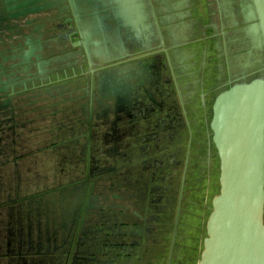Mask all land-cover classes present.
Wrapping results in <instances>:
<instances>
[{
  "label": "crops",
  "instance_id": "obj_1",
  "mask_svg": "<svg viewBox=\"0 0 264 264\" xmlns=\"http://www.w3.org/2000/svg\"><path fill=\"white\" fill-rule=\"evenodd\" d=\"M199 2L208 0H125V10L130 9L125 14L130 15L138 30L130 29V33L146 38L138 40L142 49L163 50L175 62L176 73L168 78L167 85L159 87L160 81L155 80L152 91L157 100L164 101L170 92L182 98L186 117L180 126L193 132L190 155L183 141L177 148L158 154L151 170L145 166L138 171L120 169L119 164L127 156L117 154L116 172L108 170L111 166L106 172L102 170L98 186L78 188L82 197H72L75 189L57 193L55 200L65 203L67 217L38 219L32 224L45 228L54 237L55 254L49 256L53 257V264L200 263L213 201L221 190V161L211 130L214 105L219 95L232 86L257 78L264 80V58H256L257 49L264 51V3L261 2V11L257 7L251 11L250 18L258 22L247 19L240 30L243 49L237 51L234 33L222 32L219 26L207 28L210 18L206 19L204 10L202 15L194 10L191 13L190 8ZM105 8L107 0L86 1L85 9L99 21V30L89 32V38L103 34L107 24L103 22ZM105 17L110 15L106 13ZM107 21L113 28V21ZM122 29L125 26L117 28L120 32ZM190 32L193 35L186 36ZM94 43L100 45V41L92 39L90 44ZM121 45L114 48L124 49L125 43L121 41ZM184 50L188 52L183 53ZM132 93L134 98H140L135 89ZM159 126L160 123L140 124L142 129ZM146 158L151 164L150 154ZM95 197L99 198L98 205L91 209L90 201ZM76 203H80L83 218L79 214L75 217L71 209ZM21 235L24 241L34 243V252L39 243L47 242L43 229L38 234ZM10 241H16V246L9 247L13 253L28 250V244L20 243L19 234ZM32 258L35 256L27 254L15 257L13 263L7 259L0 264H35Z\"/></svg>",
  "mask_w": 264,
  "mask_h": 264
},
{
  "label": "flooded vegetation",
  "instance_id": "obj_2",
  "mask_svg": "<svg viewBox=\"0 0 264 264\" xmlns=\"http://www.w3.org/2000/svg\"><path fill=\"white\" fill-rule=\"evenodd\" d=\"M53 1L0 0L1 6L3 4V10L4 8L7 9L3 15L0 13V20H8L7 17L16 13L25 15L35 10H44L47 5L54 6ZM57 1L55 0V4ZM86 1L81 0L83 4L81 5L80 11L82 13L79 14V19H81L84 29L88 32L95 29L99 30L96 27L99 21L96 22L95 14L85 9ZM26 2L29 4L28 6ZM255 7V2L252 0H208V2H199L196 6H192L190 11L192 13L194 10L202 15L204 10L206 19L209 20L210 18L209 24L211 23V26L209 24L206 26L210 30L219 26V30L222 32L234 33L238 44L237 51H239L243 49L239 38L241 36L240 30L247 24V19H250L251 22H258L250 18L251 11L254 12ZM10 10L13 11L10 13ZM73 13L74 11L71 10V15ZM66 20L68 21L66 22ZM66 20L65 23L71 24L69 31L63 34L64 37L61 34L60 36L63 40L71 39L72 41L74 35L70 28L73 25L69 18ZM105 23H108L105 25H108L110 33L103 28V34H98L99 37L95 38V40L100 41L99 46L96 43L90 44L91 41L88 44L83 43V46H81L89 65L90 90H85L88 94L86 93L83 96L85 99L83 108L87 113L84 116L83 130L79 136L83 138V144H78L82 147L80 148V155L77 157L69 154L71 152L69 147L75 145V140L72 136L70 137V131L67 130L66 125H63L66 130L61 135L63 137L62 141L55 142V139H49L50 137L41 138L40 135V130L44 129L45 122L47 123L45 128L53 127L55 116L59 113V107L62 106L60 102L56 101L59 97L56 91H58L57 85L61 83H58L60 80L57 79L55 85H53L55 91L50 84L45 85L46 87L41 90L38 88L29 90L27 89L28 84L25 77L23 79L22 75L19 74L22 70L27 75L34 71V69L29 68L28 61H31L32 57L35 56L38 57V60H35L37 72L43 76L47 74L52 60L43 58L42 55L39 57L34 48L36 45L42 47L41 37L34 42H31L28 37L26 38L30 48L27 51L24 49L23 55L20 54L23 67L17 69L19 66L12 63L13 69L11 70L14 73H10L8 77H6L4 71H0L2 72L0 76L3 75V77H0V95L2 94V97H0V129L5 132V134L2 133L3 137L16 136L7 139L0 138V263L8 262L7 259H12L13 263L15 257L20 258L23 255L27 257V254H29L35 256V258H32V262L35 264H53V257L49 256L55 254L54 237L49 236L45 228L33 227L34 220L46 219L50 221L55 217L66 218L68 211L64 208L65 203L59 204L55 200V197H58L57 193L65 189H75V194L72 197H82L78 192L79 187H85L86 185L98 186V181L103 176L101 173L106 172L109 166L111 168H108V170L113 174L116 172L117 154L127 156L119 164L120 169L127 167L138 171L144 170L145 166L147 168L150 166L151 170L153 159L158 154L177 148V145L183 141L187 143L190 155L193 132L189 129H181L180 126L185 122L186 117L183 113L184 102L182 98L179 94L172 96L170 92L169 97L164 101L157 100L152 91L154 89L153 81L155 80L160 81L159 87H163L164 83L167 85L168 78L176 73L175 62L173 64V59L165 55H168V52L163 50H151L146 53L148 50L142 49L143 44L138 41L140 39L136 32L130 33L122 29L121 32L119 30L118 35L114 23L115 28L109 26L108 21ZM56 26L58 28L59 23ZM65 26L67 27L66 24ZM13 29L16 30L15 27ZM187 35L192 36L193 32L187 33ZM123 38L127 39L123 40ZM197 39L193 41H197ZM74 41V47L82 43ZM121 41L125 43V48L116 50L114 47L122 46ZM89 50L91 52L90 56L87 53ZM133 50L137 52L136 56L129 58L127 52ZM98 51L99 53H95ZM28 52L32 53L27 55ZM104 52L109 53V59L102 57ZM113 53L114 55H112ZM116 54L121 59L118 62H112V58ZM67 55L75 57L74 50ZM141 57L154 59L153 70L156 72L158 70L159 77L157 75L154 80L144 79L141 73H150L152 70L150 65H148L147 70L142 69L141 73L138 70V78L135 77L137 73L133 69L134 64H139V58ZM256 58L257 61L262 60L264 51L257 49ZM64 60V56L55 58V66L65 63ZM60 61L62 63H59ZM93 62L97 63L95 66L97 69L95 70H91L90 67L93 66ZM148 62L151 63L152 61ZM148 62L146 63L149 64ZM69 64L70 62L66 63V65ZM99 66L102 68L98 69ZM166 67L167 69H165ZM261 74H264V69ZM30 76L34 77L28 78L32 81L35 80V77H40L36 74ZM40 80L42 81L40 85H44L42 77ZM138 82L142 83V86L136 87L135 84L137 85ZM145 86L148 88H145ZM33 87L36 86L33 85ZM132 89L138 92L140 98L133 97ZM174 91L177 93L176 88ZM44 94L47 95V98H44ZM154 110L157 112L154 113ZM179 111L182 112L179 113ZM60 113L64 124L68 123L70 117L66 114V110H62ZM145 115L153 116V118H150V122H145V124L160 123L161 126L156 129H142L140 124H143ZM61 129V126L56 127V133ZM19 142L28 146V148H24L25 152L18 150ZM213 143L216 147L214 134ZM59 149H64V153L56 154L59 151L55 150ZM45 152L51 153V155H46L50 157L48 161H43ZM147 154H150L151 164H147V158L144 159ZM79 158L81 159L78 160ZM127 159L128 161H126ZM45 162L51 165V171L43 169L48 167L43 165ZM102 170L104 171L102 172ZM98 200L99 198L95 197L90 201L91 209L98 205ZM79 204L76 203L71 209L75 217L79 214V217L83 218L84 212L82 216ZM40 229L44 230L47 242L39 243L34 252V243H31L30 240L29 242L24 241L21 234H38ZM52 230L54 231L55 227H52ZM15 234L20 235L22 245L28 244L29 247L25 253H13L9 248L16 246V241H10Z\"/></svg>",
  "mask_w": 264,
  "mask_h": 264
},
{
  "label": "water",
  "instance_id": "obj_3",
  "mask_svg": "<svg viewBox=\"0 0 264 264\" xmlns=\"http://www.w3.org/2000/svg\"><path fill=\"white\" fill-rule=\"evenodd\" d=\"M256 1L261 11L264 0ZM211 127L221 161V190L213 201L199 264H264V80L221 93Z\"/></svg>",
  "mask_w": 264,
  "mask_h": 264
},
{
  "label": "rangeland",
  "instance_id": "obj_4",
  "mask_svg": "<svg viewBox=\"0 0 264 264\" xmlns=\"http://www.w3.org/2000/svg\"><path fill=\"white\" fill-rule=\"evenodd\" d=\"M28 1L30 0H27V2ZM53 2H54V6L47 5L45 6L44 10L42 9L40 11L35 10L32 11L33 13L28 12L25 15L16 13L14 15L7 17L8 20L5 21L0 20V71H4L6 77H8L10 73H14L11 70L13 69L12 63H16L19 66L17 69L23 67L21 64L23 62H21L22 58H20V54L23 55L24 52L29 50L30 48L28 46L29 44L26 42V38L28 37L31 40V42H34L35 40L41 37L42 47H38L36 45L34 48L36 49L35 53L39 55V57L40 55H42L43 58L52 60L53 63L51 62L50 66L48 67L47 74L43 76L42 74L37 72L38 69L35 68V62H36L35 60H38L37 56L32 57V60L28 61V63L30 65L29 68L34 69V71L30 73V75L36 74L40 77H35V80L32 81L31 79L28 78H34V77L27 75V73L23 72V70L20 71L19 74L22 75L23 79L25 77V80L27 81L28 84L27 89L29 90L37 89V88L41 90L46 87L45 85L50 84L51 86H53L55 85V81L57 79L60 80L58 83L60 82L61 83L60 85H57L58 91H56L59 94V97L58 99H56V101L60 102L62 106H60L58 109L59 113L55 116L53 127L45 128L47 126V123L45 122L44 129L40 130V135L41 138L50 137L49 139L51 138L55 139V142L62 141L63 137L61 135L66 130L65 127H63V125H66L68 128L67 130L70 131V137L72 136L75 140L74 142L75 145H71L69 147L71 151L69 154L73 155L74 157H77L80 155V148L82 147V146H78V144L81 145L83 144V138L79 136L82 133L83 125H84V116L87 113L83 108L85 101L83 96L86 93L88 94V92L85 90L88 91L90 90L89 65L87 63V57L85 56V53H83L84 51H82L83 48L81 46H83L82 45L83 43L88 44L90 41H92V39L95 40V38H98L99 35H94L92 36V38H89V32L84 29V25L81 19H79V14L82 13V11H80L81 5L83 4L81 0H58L56 4H55V0ZM26 5L28 6L29 4L27 3ZM105 5L106 4H103V7ZM2 6L0 4L1 15H3L5 10H7L6 8H4L3 10ZM126 7L127 5L125 3V0H113V1L107 0L108 9L105 8L102 12L104 14L103 22L105 23L106 20H110L113 21L115 26H117L116 28L118 29L120 25H123V27L125 26L126 31L130 32L132 29H134L133 31L138 32V30H136V28L133 26V20L131 19L130 15L125 14L126 12L128 14L130 13V9L125 10ZM61 8H62V13H61ZM71 10L74 11L72 15H71ZM11 11L13 10H10V13ZM106 13H108L111 18L109 17L108 19H106L105 17ZM67 18H69V21H71L73 25V27L70 29L73 31L74 36L71 37L73 38V40H75L74 42H78V41L80 43L82 42L80 45L77 44L75 47L73 46V40L72 41L71 39L63 40V38L60 36V34L63 36L65 32L69 31V27L71 24L65 23V20ZM67 21L68 20H66V22ZM57 23H59L58 28L56 26ZM65 24L67 25V27L65 26ZM14 27L16 28V30L13 29ZM104 29L106 32L110 33V30L108 29V25H106ZM116 33L119 35V30H116ZM132 38L134 37L132 36ZM148 38L149 36L147 37V40ZM125 39L127 38H123V40ZM139 39H146V38L144 36H140ZM24 49L26 50L24 51ZM73 50L75 52V57H71L70 55H67L70 51ZM188 50H184L182 52L187 53ZM149 51L151 50H148L146 53H149ZM87 53L88 56L91 55L90 50ZM95 53H99V51ZM127 53H129L128 57L132 58L136 56L135 54L137 52L128 51ZM112 55H114V53ZM60 56H64L65 63H62V61H60L59 63L62 64H60L59 66H55V58H59ZM102 57H104V59H109V53L104 52ZM119 57L120 56L116 54L112 58L113 59L112 62L115 61L118 62L121 59ZM139 60L140 63L139 64L135 63L133 68L136 73L138 72V70H140L139 71L140 73L142 69L147 70L148 65H150L152 67L150 73L147 72L141 73L143 74L144 79L154 80L157 75L159 77L160 74L158 73V70L157 72L153 70L154 68L153 58L145 59V57H141L139 58ZM148 61H152V62L150 63ZM68 62H70V64L66 65V63ZM112 62H108V63H112ZM146 62H148L149 64H147ZM96 64H97L96 62H93V66H90L91 70L97 69L95 67ZM155 64L157 63L155 62ZM173 64H174V60H173ZM100 68L102 67L99 66L98 69ZM165 69H167V67ZM1 73L2 72H0V75ZM0 77H3V75ZM41 77L44 80V85H40V82H42L40 80ZM135 77L138 78V73L135 75ZM33 85L36 87L34 88ZM8 87L10 89V85ZM53 90L55 91V86H53ZM0 97H2V94L0 95ZM44 98H47L46 94H44ZM62 110H66V114H68V117H70V121L66 124H64V120L61 118L62 115L60 112ZM145 116L146 117L142 123L150 122V118H153V116L150 115H145ZM59 126H61L62 129L56 133L55 128ZM2 133L5 134V132L0 129V138L7 139L10 137H16L14 135L3 137ZM26 147L28 148V146H25L21 142H19L17 148L18 150L20 149L21 151L25 152L26 150L24 148ZM55 151H59L56 154L64 153V149H59ZM46 155H51V153L45 152L43 154V161H48V158H50L49 156ZM80 159L81 158H79L78 160ZM43 165L48 166L43 168L44 170H50V171L52 170V168H50L51 165L47 164L46 162Z\"/></svg>",
  "mask_w": 264,
  "mask_h": 264
},
{
  "label": "trees",
  "instance_id": "obj_5",
  "mask_svg": "<svg viewBox=\"0 0 264 264\" xmlns=\"http://www.w3.org/2000/svg\"><path fill=\"white\" fill-rule=\"evenodd\" d=\"M255 3L257 4V5H259L258 4V2L255 0ZM31 51V50H30ZM30 53H32V52H28V54L27 55H30Z\"/></svg>",
  "mask_w": 264,
  "mask_h": 264
}]
</instances>
